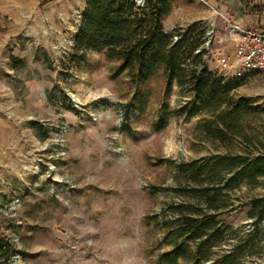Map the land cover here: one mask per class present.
Returning <instances> with one entry per match:
<instances>
[{"label":"rangeland","instance_id":"obj_1","mask_svg":"<svg viewBox=\"0 0 264 264\" xmlns=\"http://www.w3.org/2000/svg\"><path fill=\"white\" fill-rule=\"evenodd\" d=\"M220 1L176 0L164 32L197 24L204 36L216 18L220 30L234 11L264 8V0H239L232 16H218ZM84 8L85 0H0V241L13 251L8 263L184 264L168 255L167 233L212 215L222 235L206 245L202 264H264V219L255 227L250 205L264 197V177L230 180L221 165L264 155V73L240 79L218 104L197 101L164 68L139 80L118 74L102 53L76 63ZM232 48L222 28L214 55L202 58L226 84L233 80L215 54ZM187 246L191 260L196 245Z\"/></svg>","mask_w":264,"mask_h":264},{"label":"trees","instance_id":"obj_2","mask_svg":"<svg viewBox=\"0 0 264 264\" xmlns=\"http://www.w3.org/2000/svg\"><path fill=\"white\" fill-rule=\"evenodd\" d=\"M85 0L78 33L73 39L70 58L81 63L88 52L102 53L105 59L119 64L118 74L126 72L139 80H147L160 68L173 75H180L181 83L188 84L195 92L197 101L226 103L230 90L239 87V80L225 83L209 72L202 57L194 55L201 44L203 31L197 24L186 28L180 39L173 43L174 35L181 29L169 34L164 32L163 21L170 14L176 0ZM251 14L264 15V8L254 7ZM187 64L183 67L184 63ZM245 105L239 100L238 107ZM228 165L232 171L230 180L244 181L264 177V155L254 157H226L221 165ZM254 226L264 219V197L250 202ZM167 233L166 239L173 247L168 254L174 260L182 259L184 264H202L207 260L202 253L211 241L221 238L222 232L216 227L215 217L186 218ZM219 224V221H218ZM208 231L210 233L208 234ZM189 243L196 245V253L186 260L185 249ZM10 245L0 241V261L9 264L12 256Z\"/></svg>","mask_w":264,"mask_h":264},{"label":"built area","instance_id":"obj_3","mask_svg":"<svg viewBox=\"0 0 264 264\" xmlns=\"http://www.w3.org/2000/svg\"><path fill=\"white\" fill-rule=\"evenodd\" d=\"M136 4L143 6V0H137ZM216 14L222 16L220 13ZM224 20V31L232 41L233 48L228 55L215 54L217 66L221 70L227 71L232 80H240L253 73H264V28H242L233 22L230 17L224 18ZM183 31L181 30L174 35L173 43L180 39ZM215 38L214 29L205 32L201 44L194 51V55L202 58L210 55L212 52L210 46Z\"/></svg>","mask_w":264,"mask_h":264},{"label":"crops","instance_id":"obj_4","mask_svg":"<svg viewBox=\"0 0 264 264\" xmlns=\"http://www.w3.org/2000/svg\"><path fill=\"white\" fill-rule=\"evenodd\" d=\"M239 3H240L239 0H237V1L222 0V1H220V3H218V13L221 12L220 14L223 15L222 12H227L229 15L230 13L228 12V10L229 9L233 10V8L237 10L238 7H240ZM227 13H225V14H227ZM233 15H234L233 18L231 17L232 21L235 22L238 26H240L242 28H254V27L264 28V15L255 16L253 14H250L248 16H241L239 11H234ZM216 20H217V18H216ZM216 20L213 24V29L216 32V34L218 35L219 31H221L222 28L224 30L225 25L224 26L221 25V27H220L221 29L219 30L218 23H217L218 20H217V22H216ZM231 51H230V53H231Z\"/></svg>","mask_w":264,"mask_h":264},{"label":"clouds","instance_id":"obj_5","mask_svg":"<svg viewBox=\"0 0 264 264\" xmlns=\"http://www.w3.org/2000/svg\"><path fill=\"white\" fill-rule=\"evenodd\" d=\"M123 264H137V262L135 261V259L129 258L126 259Z\"/></svg>","mask_w":264,"mask_h":264}]
</instances>
